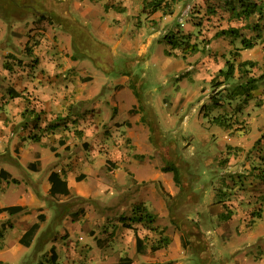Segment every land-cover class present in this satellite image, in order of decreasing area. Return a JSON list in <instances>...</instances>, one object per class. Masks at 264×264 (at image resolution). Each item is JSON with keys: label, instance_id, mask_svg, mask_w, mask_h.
Here are the masks:
<instances>
[{"label": "rangeland", "instance_id": "obj_1", "mask_svg": "<svg viewBox=\"0 0 264 264\" xmlns=\"http://www.w3.org/2000/svg\"><path fill=\"white\" fill-rule=\"evenodd\" d=\"M33 1L46 4L47 0ZM163 2L167 4L164 6ZM250 2L259 8L245 16L238 14L239 0H168L166 3L146 0L145 11L160 6L163 16L170 17L160 26L162 40L153 42L154 53L149 64L144 60L136 62L137 50L128 49L127 62H121L122 66L116 68L108 63L109 58L114 59L112 55L116 51L110 42L94 34L91 22L80 15L77 22L63 18L57 23L56 18L55 22L50 17L49 26H53L56 34L50 32L46 40L51 45L56 44L59 52L55 54L60 59L67 63L74 60L79 54L75 47L82 42L78 46L80 53L85 54L82 59L93 61L99 77H130V88L143 105L145 123L142 129L145 132L141 123L127 132L137 143L131 151L139 158L124 159L125 163L117 165L105 163L104 153L98 154L101 157L91 172L92 177L95 174L102 180L98 182L96 194L71 196L62 202L52 200L50 208L43 197V189L37 188L39 200L35 203H45L49 208L47 226L40 229L28 247L18 242L17 235L23 215L31 216L30 208L9 215L12 225L0 244V261L4 264H51L49 257L53 248L64 264H118L123 255H130L133 264H240L235 262L240 257L246 264L264 262V0ZM93 5L102 7L103 17L110 15L115 24L117 13L123 12L122 8L127 9L122 0H109L105 5L104 0H99ZM0 6L3 11L11 8L9 4ZM67 9L73 7L67 6ZM188 9V14L182 16ZM59 26L71 32V41L68 37L60 38L66 37L61 34L66 30ZM80 33L89 40L82 38ZM243 37L250 38L254 46L243 48ZM20 38L9 40L2 33L0 40L12 42L23 50L28 37L24 35L23 41ZM173 42L178 44L176 51ZM187 42L195 44L197 50H186ZM167 44L172 51L165 54ZM121 50L120 46L117 51ZM22 61L14 64L23 71H30V65L25 62L29 68H24ZM228 61L235 63L234 78L215 86V81L223 79L219 71L226 68ZM2 64L6 69L11 62L0 60V73ZM12 77L6 75L3 84H11ZM252 79L257 81L250 94L231 96L228 93L240 83L253 82ZM25 93L28 97L22 104L26 108L19 117L11 116L12 110L0 99V127L6 125L8 133V126L14 121L15 129L23 127L28 135H33V123L39 125L46 113V110L35 113L39 95ZM108 93L106 90L100 97ZM11 108L12 113L17 112L16 104ZM128 117V112L122 109L120 119ZM60 118L65 120V117ZM146 130L151 132V140L161 141L156 142V148L145 146ZM6 132L0 133V168L9 162L16 163L11 140L4 137ZM36 147L45 161L51 160L50 150ZM24 151L33 153L28 145ZM18 160L19 165L27 169L26 163ZM169 165L178 167L179 181L174 180L173 171L164 170ZM20 169L13 172L24 179ZM47 169L46 165L42 168L45 176ZM28 172L33 178L42 176ZM27 186L19 180L10 182L6 188L0 185V203H8L11 199L15 200L12 204L22 203ZM90 188L94 189L93 182ZM144 210L155 216L153 221L137 220ZM218 212H221L219 216ZM199 217L204 238L208 240L200 239L198 243L189 236ZM229 227L232 229L230 238L214 240L218 237V229L223 231ZM133 228L145 239L143 254L136 252ZM189 238H192L191 243L186 241ZM233 242L241 248L236 253L232 250ZM152 244L163 245L157 251V261L152 257ZM203 246L205 252L201 250Z\"/></svg>", "mask_w": 264, "mask_h": 264}, {"label": "crops", "instance_id": "obj_2", "mask_svg": "<svg viewBox=\"0 0 264 264\" xmlns=\"http://www.w3.org/2000/svg\"><path fill=\"white\" fill-rule=\"evenodd\" d=\"M10 1L1 0L0 2V5H11L9 11H3L0 6V37L2 33H5V37L7 36L9 40L21 37L20 39L23 41L25 40L24 35L28 39L24 42L23 50L18 49L12 42L4 43L0 40V60L2 62L7 60L11 62L10 66L6 69L4 64L1 67L0 99L9 106L12 112L13 108L11 107L16 104L17 112L14 110L15 112H11V116L19 117L23 115V110L26 108L22 104L23 100L28 97L25 91H29L30 93L35 92L40 98L35 113L42 110H46V113L42 115L39 125H37V122L33 123V135H28L23 127L15 129L17 124L14 121L8 126L9 133L6 130V125L2 124L0 127V133L7 131L4 137L11 140V150L16 158V163L9 162L1 167L8 174L0 176V185L6 188L10 182H13V179H18L28 185L26 187L27 192L24 195L25 199L22 203L12 204L15 201H12V199L8 203H0V244L3 243L6 230L12 225L11 218L9 220L8 216L19 214L30 208L28 212H30L31 216L26 217V215H23L24 218L21 221L22 224L17 235L18 242L25 244L27 241L21 238L24 231L32 224L39 223V229L28 246L30 247L40 229L45 225L47 226V221L49 220L48 206L41 202L40 205L35 203L37 199L39 200L36 194H39L40 188L43 189L45 194L43 197L46 198V203L49 206L53 203L51 202L52 200L62 202L68 200L71 196L96 194V188L99 187L98 182L102 180L95 174L92 177L91 172L101 157L98 154L102 155L104 153L105 163H115L117 165L118 162L125 163L124 159L134 160L135 158H139L138 155H135L136 152L131 151V148L134 150L133 147L137 143L127 132L128 129L132 130V127L136 123H141V129L144 126L143 123H145L142 114L143 105L139 98L133 94L135 91L130 88V77L128 75L123 76L122 79L99 77L98 70H96L98 68L93 66V61L82 59L85 54L80 53L78 50V46L82 42L78 43V46L75 47L79 54L74 60L70 59V63H67L64 59H60V56L55 54V52H59L56 44L51 45L46 40L50 32H56L53 26H49L51 23L50 17L56 18L57 23H61L63 18H70L73 22H77L80 15L86 22H91V26L94 27L92 29L94 34L102 41L110 42L113 50L116 51L112 55L114 59H108L109 65L113 68L119 67L121 62H127L129 58L128 49L137 50L136 62L144 60L149 64L151 56L154 53L152 49L153 42L155 40H162L160 26L163 24V21L170 19V17L163 16L160 6L152 9L150 12L145 11L144 2L146 0H122L123 4L125 2L127 9L122 8L121 11L123 12L117 13V24L110 18V15H105V18L103 17L102 7H95L93 5L99 0H47L45 1L46 4H43V2L34 3L35 1L33 0ZM108 1L104 0V5ZM164 1L166 3L168 0ZM16 2L19 3L16 4ZM22 4L28 7H24ZM87 4L89 5L86 6ZM166 4L162 3L164 6ZM29 6L31 7L29 8ZM67 6H72L73 9L68 10ZM84 6H86L85 9ZM97 13L98 18L96 19ZM15 19H18L16 20L17 22L13 21ZM180 26L182 25L180 24ZM85 27L87 26L85 25ZM59 29H61L60 26ZM61 30L64 31L66 28ZM81 30H83V27ZM67 33L68 35H66ZM53 34L55 35L56 33ZM61 34H64L62 36L66 37L60 38L68 37L69 41L73 39L71 32L69 33L67 30L64 33L61 32ZM80 34L83 36L82 38L89 40L83 33ZM120 46L122 50L119 52L117 49ZM173 50L176 51L177 47ZM17 51H21V53ZM166 51H172L169 49L168 44L164 49L165 54ZM51 52L54 53L51 54ZM18 60H24L21 62L25 65L24 68L28 69L27 64H29L31 70L23 71L19 69L14 64ZM30 61H33V63L31 62L30 64ZM6 75L9 78L13 76L11 84L7 86L3 84V80H6ZM37 82L38 85L36 86ZM4 85L5 88L3 87ZM9 88H12L14 93H20V95L12 97L8 92ZM106 90L109 93L100 97ZM165 100L166 98L163 97V101ZM20 104L22 105L21 108H19ZM122 109L126 110L129 114V117L123 121L120 119ZM46 117L48 118L47 120ZM60 117H65V120ZM62 121L67 122L66 124H60ZM142 131L145 132L143 129ZM145 135V146L153 145V148H156V142H161L158 139L151 140V132L149 130H146ZM26 145L33 149V153L24 151ZM36 146H39L41 149L50 150L53 156L51 160L47 159L45 161L41 150L37 149ZM18 159H22L23 163H26L27 169L19 165ZM45 165L48 167L46 176L42 174V168ZM14 169H20L22 174H24V179H19L15 176ZM27 170L41 173L42 176L33 178ZM52 172L57 173L59 179L56 177L50 179L49 176ZM91 182L94 184V189L90 188ZM52 183L54 184V189L53 192H50ZM37 188L39 189L38 191L36 190ZM14 205H21L23 209L17 213H11L9 210H6V207ZM210 213L212 214L211 211ZM220 214L221 212H218V216ZM35 217H37V220ZM15 222L16 220H14ZM202 227L203 223L201 217H199L195 221V229H193L189 236L194 238L198 243L200 239L203 242L206 239L208 240V238H204ZM217 235L218 237L214 239L215 241H218V238L225 240L231 237L232 229L231 227L223 231L218 229ZM192 238L186 241L191 243ZM41 241L44 242L43 238ZM212 241L211 246L214 243ZM197 242H195L196 245H198ZM232 244L234 253L241 250L234 242ZM240 247L243 246L240 245ZM204 249L203 246L201 250L205 252L206 250ZM159 250L160 248L151 250L155 261H157ZM54 252L56 251L54 250ZM218 252L221 253V250L218 249ZM56 254L58 262L64 264L60 255L57 252ZM236 259V263L246 264L241 257ZM0 262L4 264L3 261ZM259 264H264V262H260Z\"/></svg>", "mask_w": 264, "mask_h": 264}, {"label": "trees", "instance_id": "obj_3", "mask_svg": "<svg viewBox=\"0 0 264 264\" xmlns=\"http://www.w3.org/2000/svg\"><path fill=\"white\" fill-rule=\"evenodd\" d=\"M239 2H240V11L238 14H240V15L249 16L251 13L256 12V10L259 8V7H257L256 3L250 2V0H239ZM241 43L243 45V48H245V49L252 48L254 46V43L251 41V39L246 38V37H243L241 39ZM172 45L174 48H176L178 46V44L174 43V42L172 43ZM185 49L186 50H188V49L197 50V47L195 44L190 45L187 42ZM235 71H236L235 63L232 61H228L226 68H222L219 71V76H222L223 79H221L220 81L219 80L215 81V84H216L215 86H220L221 84H224L225 82L232 80L234 78ZM256 81L257 80L254 79L253 82L248 80V82L240 83V84L236 85L234 88H232L233 90H229L228 93L231 96H233L236 93L241 94V93H245V92H246V94H250L251 90L254 89V87H255ZM248 87H249V89H248ZM8 92L11 94L12 97H16V96L20 95V93H17V92L14 93L12 91V88H9ZM164 170L173 171L174 180L176 182L179 181V179H180L179 169L177 166L169 165V166L164 167ZM3 174H8V173L5 169L0 168V176H2ZM49 177H50V179H52L54 177L59 179L58 174L55 172H52ZM13 181L17 182L18 180L13 179ZM53 189H54V184L52 183V186L50 187V192H53ZM22 209H23V206H21V205H14V206L6 207V210H9L11 213H17V212L21 211ZM142 218H148L149 221H153L155 216L152 215L151 213H149L147 210H144V211H142V215L137 217V220L141 221ZM39 226H40L39 223H34L27 230L24 231L21 238H24L27 241L25 243L26 246L30 245L35 233L39 229ZM128 227L130 228V226H128ZM133 231H134V235H135L136 252L137 253H144V249H145V241L144 240L145 239L140 236V234L138 233L136 228H133ZM180 238L182 239V235H180ZM161 246H163V245L152 244V250H157V249L161 248ZM49 258H50L51 264H61L58 262V256H57L56 252H54L53 249L51 250V255ZM133 262H134L133 258L128 256V255L120 256V258L118 260V264H133ZM0 264H3V263L0 262Z\"/></svg>", "mask_w": 264, "mask_h": 264}, {"label": "built area", "instance_id": "obj_4", "mask_svg": "<svg viewBox=\"0 0 264 264\" xmlns=\"http://www.w3.org/2000/svg\"><path fill=\"white\" fill-rule=\"evenodd\" d=\"M189 9H190V6H189ZM189 9H188L187 11H184L183 14H182V16H183V15H187L188 12H189Z\"/></svg>", "mask_w": 264, "mask_h": 264}]
</instances>
